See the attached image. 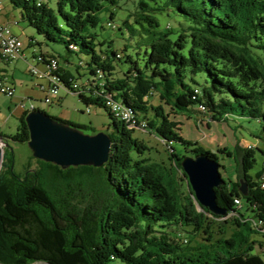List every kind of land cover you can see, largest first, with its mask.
Wrapping results in <instances>:
<instances>
[{"label": "trees", "instance_id": "obj_1", "mask_svg": "<svg viewBox=\"0 0 264 264\" xmlns=\"http://www.w3.org/2000/svg\"><path fill=\"white\" fill-rule=\"evenodd\" d=\"M9 2L38 34L63 42L68 52L77 54L80 60L72 65L79 72L88 71L79 81L75 74L65 75L60 66L62 85L76 93L87 109L89 105L105 109L111 118L106 133L112 146L101 166L63 169L33 156L37 165L33 168L28 162L24 175L15 172L14 153L4 149L0 260L264 264L253 253L258 241L250 240L242 229L264 234V0H137L133 14L121 23L114 18L117 11L109 8L118 6V0ZM106 9L110 16L101 17ZM172 14L178 17L177 30L171 23L161 26L160 16ZM101 21L120 30L122 38H136L131 47L125 43L115 49L114 40H100L93 29ZM29 42L34 50L42 44L33 36ZM39 52L62 59L54 51ZM122 64L128 65L127 70ZM156 95L158 105L152 100ZM27 113L19 117L17 132L9 136L0 132L6 141L28 143ZM172 114L192 118L194 124L208 121V128L209 121L223 122L233 129L236 141L232 147L207 149L182 134ZM53 117L99 132L90 124ZM136 121L163 140L172 166L151 158L148 144L134 136L130 124ZM244 121L256 122L263 132L252 134L255 141L237 136ZM242 140L252 146L243 147ZM175 143L184 151L178 152ZM258 152L263 153L262 165L252 175ZM201 153L222 168L226 165L221 157L234 166L235 174L228 179L222 175L225 182L216 188L217 201L227 211L224 216L236 213L232 223L238 229L229 236L225 228L229 219L220 221L222 215L197 202L181 167L186 156ZM179 173L187 178L188 191L182 189ZM242 181L247 195L240 190ZM237 198L243 201L241 208ZM255 220L263 221L261 227Z\"/></svg>", "mask_w": 264, "mask_h": 264}, {"label": "rangeland", "instance_id": "obj_2", "mask_svg": "<svg viewBox=\"0 0 264 264\" xmlns=\"http://www.w3.org/2000/svg\"><path fill=\"white\" fill-rule=\"evenodd\" d=\"M4 2V9L1 13H7L8 11H13V15L17 18H21L20 14L21 11L19 8L14 7L9 3V0H3ZM137 0H118V6H109L110 9H115L117 12L116 16H114L116 22L121 23V19L128 17L129 15L133 14L135 10V3ZM110 10H104L101 13V17L110 16ZM177 16H174L173 14L171 16L167 15H161L160 16V22L161 26L165 27V25L168 26V23L173 24L174 28L177 30ZM23 24L26 26L24 30V34L22 36V40L27 43L29 41L30 36L36 38V40L42 42L40 45H36V49L38 51L48 49L50 52L54 51L56 53H60L62 57V61H64L66 58L70 57L71 60H73V63H77L80 60L75 53H70L66 49L63 42H57V41H48L43 35H40L35 30L34 26L29 25L26 21L22 20ZM94 32L98 33V38L100 40H103L107 38V40H114V48H118L123 46L125 43H129L131 47V44L134 42V39L129 38H122V35L120 34V30L113 29L108 26L107 22H100L99 25L93 29ZM175 36V35H173ZM26 53L31 58V62H33L32 58V46L25 47ZM262 55L264 57V50H262ZM84 60H89V57L86 58V56H82ZM142 58V57H141ZM33 64H36V61L33 62ZM39 66L42 67V64ZM28 66L22 64L20 66V69L17 74L16 78V91L15 96L8 97L5 94H2L0 92V132L2 135H12L18 130L19 126V117H20V108L18 107L19 103L26 99L27 103L34 102L36 106L41 109L45 110L49 115L52 116H61L63 118H66L70 116L73 112L77 115H81L80 119L75 122H79V124H90L94 126L98 131H104L108 132V126L111 122L110 116L107 114L104 108L97 107V106H90V111H86L87 106L84 102H82L79 98V96L76 93L67 92L64 89L60 90L58 97L56 98L55 102L49 105H46L44 102V94L37 91L33 88L32 82L28 78ZM122 67L127 70L128 65L122 64ZM73 72L75 75H77V80L82 81L85 77V72L88 71L86 68H80V72L74 65L72 67ZM34 89V91H33ZM31 93V94H30ZM30 94V95H29ZM19 96V97H18ZM62 98V102L59 100ZM153 104L158 105L159 104V98L158 96L152 97ZM19 109V110H17ZM174 119V121L177 122L178 128H180V132L182 134H186L187 136H190V138L193 141H198L202 145H204L207 149L210 150H216L218 147H232L234 142L236 141V137L234 135L233 129L229 127L228 125L224 124L223 122H215L211 125L212 121H209L210 127L205 125L208 121H201L200 123L195 122L193 123L192 118L184 117L183 115L179 117V115H171ZM235 123V122H234ZM234 123H231L233 126ZM245 128L241 129L239 127L236 129V134L238 137L241 135H245L248 140L255 141L257 138L254 137L252 134H261L260 127L257 125L256 122L251 121H244L242 124ZM132 128H134V136L138 137L139 139L143 140L145 143L148 144V147L150 148L149 154L151 158L162 162L166 167L172 166V162L169 160L168 156V147L165 145L163 140L159 137H157L156 134L149 132L148 129L142 127L141 125L136 124H130ZM84 132L93 134V132L90 129H83ZM252 132V133H251ZM242 133V134H241ZM8 145L3 146V148H7L9 152L14 153V161L13 166L15 169V172L19 175H24L25 170L27 168L28 162H32L33 168L37 165V161L34 159L32 151L30 150V146L28 143H18L14 140L7 141ZM249 142H246L245 140L241 141V145L243 147L247 146ZM175 146L178 149V152L184 151L177 143H175ZM257 162L254 166V168L250 169V173L252 175L255 174V172L261 168L262 165V159H263V153L258 152L256 154ZM229 159H226L224 161L222 157L220 158V162L222 164L226 165V168L220 167L221 174L224 176L225 179H228L229 176H233L235 174L234 166L228 162ZM2 169V167H1ZM179 177L183 179L181 183L183 184L182 189L184 191H188V187L186 184L187 178L184 176V174L179 173ZM0 198V202H1ZM196 203V202H195ZM197 204V203H196ZM199 209H201L198 206ZM212 217L211 215H209ZM236 215L229 216V223L226 225L227 235L229 236L232 231L235 229L237 230V226L232 223L234 222V217ZM220 221H223L222 219L218 218ZM227 219V218H226ZM225 220V219H224ZM251 227L253 226V223H250ZM243 231L249 235L250 240H259L263 241L262 248H259L255 245V248L253 250L254 253H258L261 258L264 261V234L259 232H251L249 229H247L245 226L242 227ZM4 253L5 249H2ZM3 253V254H4ZM8 262V261H7ZM0 264H10L6 263L0 260ZM31 264H47L41 261H36Z\"/></svg>", "mask_w": 264, "mask_h": 264}, {"label": "water", "instance_id": "obj_3", "mask_svg": "<svg viewBox=\"0 0 264 264\" xmlns=\"http://www.w3.org/2000/svg\"><path fill=\"white\" fill-rule=\"evenodd\" d=\"M25 121L30 129L28 144L36 158L58 164L63 169L79 165L101 166L108 161L112 141L104 131L84 132L41 109L30 110ZM7 145L0 134V172L5 156L3 146ZM181 167L197 202L210 212L224 216L227 211L220 207L216 191L225 182L219 162L201 153L195 158L186 156ZM240 190L244 195L248 194L246 182L242 181Z\"/></svg>", "mask_w": 264, "mask_h": 264}, {"label": "built area", "instance_id": "obj_4", "mask_svg": "<svg viewBox=\"0 0 264 264\" xmlns=\"http://www.w3.org/2000/svg\"><path fill=\"white\" fill-rule=\"evenodd\" d=\"M3 9L4 2L3 0H0V12L3 11ZM14 23H16V21L10 23H0V58L3 59V61H13L17 58L20 59L25 57V42L19 37V35L12 31ZM34 60L36 61V64H30V72L32 76L36 77L37 79L46 80L45 83H38L37 85L41 91L45 92L44 102L46 105H49L53 103L54 97L58 96L60 90H65L61 82L60 60L58 57H44V54L37 50H34ZM40 64H42L43 67L39 66ZM0 92L8 97L15 96V85L3 75H0ZM18 106L23 111H32L38 109L34 102L27 103L26 99L22 100ZM124 116H127L126 113ZM136 125H141L144 127L145 123L142 122L138 124L136 121ZM247 146H252V144L248 143ZM262 181V186L264 187V173L262 175ZM235 202L238 208H241L243 205V201L239 198H237ZM234 214L236 215L235 212H230L227 216H223V218L220 219L224 220ZM255 222L261 227L263 221L255 220Z\"/></svg>", "mask_w": 264, "mask_h": 264}, {"label": "crops", "instance_id": "obj_5", "mask_svg": "<svg viewBox=\"0 0 264 264\" xmlns=\"http://www.w3.org/2000/svg\"><path fill=\"white\" fill-rule=\"evenodd\" d=\"M10 3V2H9ZM11 4V3H10ZM12 5V4H11ZM2 12V11H1ZM0 12V23L1 22H4V23H7V22H13V21H16V23L13 24V28H12V31L19 35V37L22 39V36L25 35L24 34V30L26 28V26L23 24L22 22V19L20 18H17L16 16H14L12 13L13 11H8L7 13H1ZM32 36V35H31ZM25 44H26V47L30 46V42L27 41V43H24V47H25ZM32 60L33 62L35 61L34 60V49H32ZM25 51V57L24 58H20V59H15L13 61H3V59L0 58V75H3L4 77L8 78L9 81H11L14 85H15V91H16V87H17V81H16V78H17V74L19 69H20V66L22 64L28 66L29 65V69H28V78L27 79H30V81L32 82V86L34 89H36L37 91L39 90L40 92H42V94L45 95V92L41 91L38 87V83H45L46 80L45 79H37L36 77L32 76L31 72H30V64H33V62H31V58L28 56V54L26 53V50L24 49ZM43 52L45 53H48V55H51L53 54L54 52L53 51H49L48 49H45V50H42ZM1 57V56H0ZM73 63V60H71L70 57L66 58L65 61H62V59H60V64H61V67L62 69L65 71V75H74L75 73L73 72L72 70V65ZM34 65V64H33ZM43 67V66H42ZM18 79V78H17ZM33 89V91H34ZM31 94V93H30ZM29 94V95H30ZM19 97V96H18ZM58 96L54 97V101L53 103L55 102L56 98ZM61 102H62V98L59 99ZM52 104V103H51ZM19 107V106H18ZM20 108V107H19ZM19 110V109H17ZM20 114L22 115L23 114V110L20 108ZM86 111H90V108L87 109ZM20 115V116H21ZM80 116L81 115H77L75 114V112H73L70 116L66 117V118H63L61 116H59L62 120H66V121H71V122H74L75 124H79V122H75V120H79L80 119ZM58 117V116H56ZM194 123V122H193ZM215 123V122H211V125ZM210 125V126H211ZM188 138H190V136H188ZM191 139V138H190ZM246 142H250L248 140H245ZM258 241V240H257ZM259 242H263V241H260ZM258 243H256L255 245L258 246L259 248H262L263 244L260 245ZM255 248V246L253 247V249ZM254 253V252H253ZM254 254H258V253H254ZM259 255V254H258Z\"/></svg>", "mask_w": 264, "mask_h": 264}, {"label": "bare ground", "instance_id": "obj_6", "mask_svg": "<svg viewBox=\"0 0 264 264\" xmlns=\"http://www.w3.org/2000/svg\"><path fill=\"white\" fill-rule=\"evenodd\" d=\"M127 116L126 117H128L127 119V121H130L131 120V116L130 115H128V114H126ZM131 124H134V123H131Z\"/></svg>", "mask_w": 264, "mask_h": 264}, {"label": "clouds", "instance_id": "obj_7", "mask_svg": "<svg viewBox=\"0 0 264 264\" xmlns=\"http://www.w3.org/2000/svg\"><path fill=\"white\" fill-rule=\"evenodd\" d=\"M39 109V108H38ZM24 112V111H23ZM29 112V111H28Z\"/></svg>", "mask_w": 264, "mask_h": 264}]
</instances>
